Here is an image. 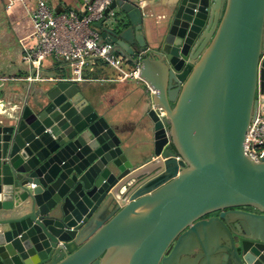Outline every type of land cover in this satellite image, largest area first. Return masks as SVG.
<instances>
[{
	"label": "water",
	"instance_id": "1",
	"mask_svg": "<svg viewBox=\"0 0 264 264\" xmlns=\"http://www.w3.org/2000/svg\"><path fill=\"white\" fill-rule=\"evenodd\" d=\"M153 18L94 25L139 68L137 136L62 77L0 114V264H264V0H175L149 41Z\"/></svg>",
	"mask_w": 264,
	"mask_h": 264
},
{
	"label": "crops",
	"instance_id": "2",
	"mask_svg": "<svg viewBox=\"0 0 264 264\" xmlns=\"http://www.w3.org/2000/svg\"><path fill=\"white\" fill-rule=\"evenodd\" d=\"M138 1L154 17L146 22V35L151 41L153 31L175 0ZM47 4L55 13L64 10L82 12L86 0H47ZM28 5V8L24 7L21 0H16L15 6L7 9V2L0 0V114L9 111L17 103L25 102L29 94V85L24 79L30 75L31 65L26 60L25 49L35 45L29 16L35 3L28 2ZM131 67L129 64L125 65L127 70ZM70 73L69 67L52 55L47 57L42 66V77L46 80L57 77L69 79ZM85 76L89 81L78 83L79 87L85 93L96 94L110 107H115L117 123L125 131L137 136L141 82L133 79L119 81L118 72L102 64L87 69ZM39 86L40 83L33 84V88Z\"/></svg>",
	"mask_w": 264,
	"mask_h": 264
},
{
	"label": "built area",
	"instance_id": "3",
	"mask_svg": "<svg viewBox=\"0 0 264 264\" xmlns=\"http://www.w3.org/2000/svg\"><path fill=\"white\" fill-rule=\"evenodd\" d=\"M7 9L15 6L16 0H6ZM114 0H86L82 12L70 11L56 14L47 0H21L24 7L28 2L35 6L30 11L35 45L25 49L26 60L31 65L30 75L24 79L29 90L35 83H42V66L47 57L54 56L67 65L71 71L69 81L87 82L85 71L97 64L113 68L118 72L119 81L139 79V68L125 69V58L110 54L112 46L105 44L100 31L94 25L104 17L105 10ZM258 109L252 120L245 140V153L256 162L264 161V94H258ZM2 111L0 110V113ZM164 116V114H162Z\"/></svg>",
	"mask_w": 264,
	"mask_h": 264
},
{
	"label": "flooded vegetation",
	"instance_id": "4",
	"mask_svg": "<svg viewBox=\"0 0 264 264\" xmlns=\"http://www.w3.org/2000/svg\"><path fill=\"white\" fill-rule=\"evenodd\" d=\"M244 210H246V211H248V212H252V213H258V212H256V211H254L253 209H244Z\"/></svg>",
	"mask_w": 264,
	"mask_h": 264
},
{
	"label": "trees",
	"instance_id": "5",
	"mask_svg": "<svg viewBox=\"0 0 264 264\" xmlns=\"http://www.w3.org/2000/svg\"><path fill=\"white\" fill-rule=\"evenodd\" d=\"M66 12H70V11H68V10L59 11V12H56V14H62V13H66Z\"/></svg>",
	"mask_w": 264,
	"mask_h": 264
},
{
	"label": "rangeland",
	"instance_id": "6",
	"mask_svg": "<svg viewBox=\"0 0 264 264\" xmlns=\"http://www.w3.org/2000/svg\"><path fill=\"white\" fill-rule=\"evenodd\" d=\"M5 1H6V0H5ZM6 2H7V1H6ZM133 69H134V67H131V68H130V70H133Z\"/></svg>",
	"mask_w": 264,
	"mask_h": 264
}]
</instances>
